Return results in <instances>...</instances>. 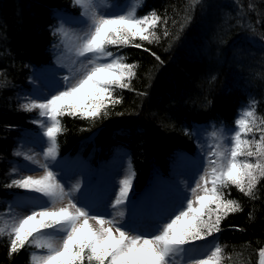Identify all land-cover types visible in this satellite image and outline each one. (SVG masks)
I'll use <instances>...</instances> for the list:
<instances>
[{"label":"trees","instance_id":"obj_1","mask_svg":"<svg viewBox=\"0 0 264 264\" xmlns=\"http://www.w3.org/2000/svg\"><path fill=\"white\" fill-rule=\"evenodd\" d=\"M153 11L167 22L155 29L160 39L119 49L126 62L138 65L131 88L114 92L121 102L96 121L62 117L59 137L61 158L85 160L93 170L126 157L138 191L150 182L163 186L160 175L167 178L186 156L196 155L194 131L201 126L232 128L253 106L256 126L245 138L264 134V0H142L137 15ZM80 12L73 0H0V213L26 194L4 187L20 142L37 129V112L20 105L39 72L54 65L59 38L53 33L62 23L57 14L78 18ZM224 191L243 210L222 219L221 231L209 238L223 246L222 264H259L264 178L254 198L235 186ZM32 249L10 255L9 239L2 237L0 264H32Z\"/></svg>","mask_w":264,"mask_h":264},{"label":"snow or ice","instance_id":"obj_2","mask_svg":"<svg viewBox=\"0 0 264 264\" xmlns=\"http://www.w3.org/2000/svg\"><path fill=\"white\" fill-rule=\"evenodd\" d=\"M73 5L81 10L77 23L83 27L70 31L61 23L53 33L71 54L70 64L61 61L68 75L48 95L27 98L20 105L25 112H37L33 123L41 129L43 148L38 153L15 152L26 163L12 167V178L4 187L28 195L17 194L0 213V238L8 237L10 255L36 249L32 264H222L223 246L214 244L200 252L197 242L219 233L222 219L243 210L225 189L235 186L254 198V189L264 178V134L258 140L245 138L256 126L255 108L245 109L236 121L229 145H223L221 133H211L218 142L210 146L207 166L193 185L174 186L169 201L149 215L147 224L136 220L137 205L130 195L136 173L130 160L123 177L103 197L89 198V188L81 192L80 181L69 183L67 175L53 168L60 167L59 137L65 131L61 118L96 121L108 116L110 107L121 102L115 90L130 89L138 67L126 62L119 49L142 48L136 41L157 42L155 29L167 22L155 11L138 16L141 0L120 11H101L106 8L104 0H73ZM57 15L63 21V15ZM164 35H169L166 29ZM37 169L41 175L26 174ZM22 204L30 205L26 215L17 211ZM129 211L131 218L125 223ZM259 256V264H264V249Z\"/></svg>","mask_w":264,"mask_h":264},{"label":"rangeland","instance_id":"obj_3","mask_svg":"<svg viewBox=\"0 0 264 264\" xmlns=\"http://www.w3.org/2000/svg\"><path fill=\"white\" fill-rule=\"evenodd\" d=\"M106 4V8L101 9V11H120L121 9L135 3V0H122L121 2L112 1V0H104ZM142 3V0H141ZM113 6H118L115 9ZM78 18H64L62 23L66 28L70 31L72 30H80L83 27V24L77 23ZM56 59L54 65L51 67L45 68L39 72L38 78L31 82L32 93L30 95L25 96V100L27 98H36L43 95H48L50 90H52L53 86L57 85V81L61 80V78L65 75H68V68L61 66V61L64 64H70V53H65V49L60 44V40L58 41L56 48ZM24 100V102H25ZM38 118V117H37ZM36 118V119H37ZM241 118V117H240ZM33 125L37 127L35 129L36 133L29 132L28 139L22 140L20 142V146L18 150L23 151H33V152H41L43 145L40 143L39 133L41 129L37 124ZM202 130L201 132H197V130ZM237 130V126L235 124L234 127H225V126H203L195 129L194 133L197 137V151L196 155L192 158L190 156H186V159L182 162H179L175 166V170L168 176L167 180H164V185L160 187H156L152 185L148 188V190L143 194H139L136 190L130 194L134 197V203L137 205V214L136 220L139 224H147L148 217L150 214L154 213L160 205L166 204L170 199V191L171 189L179 185L181 188L187 187L189 185H193L194 180L198 177L199 174L202 173L204 167L207 166V153L210 151V146L217 143L218 141L214 140L211 136L213 131H217L222 135V143L223 145H229L234 132ZM19 160L16 161L15 166H23L26 161L23 160L22 157H17ZM244 157H241V159ZM215 159V157H213ZM58 163L60 165L57 168L56 165H53L54 170L60 171L61 175H67L69 177V183H75L76 181H80L82 184L81 192L84 191V188H89V198L91 199H99L104 196L105 192L113 187V185L118 182L122 177L126 170L128 161L123 157H118L114 163L107 166V170L104 172L102 176H98V172L91 169L89 170V166L86 162L81 161L80 159H62L58 157ZM33 175H41V170H36L32 173ZM136 183V177L134 180V185ZM80 195L79 193L77 194ZM26 196V195H24ZM19 195V197H24ZM14 200V199H13ZM11 200V202L13 201ZM66 203V202H65ZM30 205L22 204L20 208L17 209L21 214H28V209ZM6 210V209H5ZM4 210V211H5ZM3 211V212H4ZM131 218V212L126 213L125 223H128ZM212 239L208 238L206 241L197 242V245L200 249V252L207 251L212 248L213 245L203 246L200 245L207 244ZM37 251L36 249H32V253ZM198 253H194L193 255H197Z\"/></svg>","mask_w":264,"mask_h":264}]
</instances>
